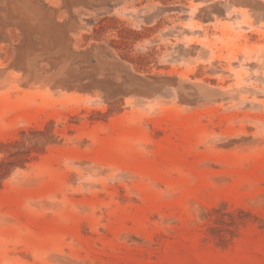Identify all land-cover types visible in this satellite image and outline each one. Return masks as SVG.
I'll use <instances>...</instances> for the list:
<instances>
[{
    "label": "rangeland",
    "instance_id": "374dc122",
    "mask_svg": "<svg viewBox=\"0 0 264 264\" xmlns=\"http://www.w3.org/2000/svg\"><path fill=\"white\" fill-rule=\"evenodd\" d=\"M0 264H264V0H0Z\"/></svg>",
    "mask_w": 264,
    "mask_h": 264
}]
</instances>
